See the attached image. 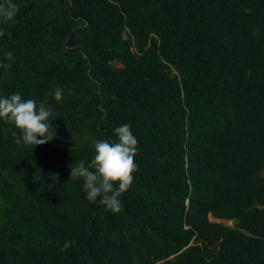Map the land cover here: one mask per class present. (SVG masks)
I'll list each match as a JSON object with an SVG mask.
<instances>
[{"label": "trees", "instance_id": "16d2710c", "mask_svg": "<svg viewBox=\"0 0 264 264\" xmlns=\"http://www.w3.org/2000/svg\"><path fill=\"white\" fill-rule=\"evenodd\" d=\"M12 2L0 98L44 101L55 135L0 119V264H264V0ZM123 124L137 171L113 213L70 167Z\"/></svg>", "mask_w": 264, "mask_h": 264}, {"label": "clouds", "instance_id": "9594fccd", "mask_svg": "<svg viewBox=\"0 0 264 264\" xmlns=\"http://www.w3.org/2000/svg\"><path fill=\"white\" fill-rule=\"evenodd\" d=\"M18 10V6L12 0H5L4 3H0V18L7 22ZM5 55L6 59H11L10 52ZM53 96L56 101H60L63 89L57 88ZM51 115V109L44 101L37 104L33 99H23L19 93L0 98V119L20 130L21 136L16 139L18 144L23 142L34 148L49 142L55 135L50 124ZM114 135L117 138L115 142L96 141L95 154L91 162L86 166L84 161H80L76 166L70 167L69 178L83 179V190L90 203H96L99 198V204L105 206L106 210L118 213L123 210L119 197L132 185L133 173L137 171L134 157L138 151V142L128 124L116 127ZM73 244L75 241H65L60 250L67 251Z\"/></svg>", "mask_w": 264, "mask_h": 264}, {"label": "rangeland", "instance_id": "374dc122", "mask_svg": "<svg viewBox=\"0 0 264 264\" xmlns=\"http://www.w3.org/2000/svg\"><path fill=\"white\" fill-rule=\"evenodd\" d=\"M210 219L211 220H218V219L214 218L213 216H210ZM228 223H230V222H228Z\"/></svg>", "mask_w": 264, "mask_h": 264}]
</instances>
